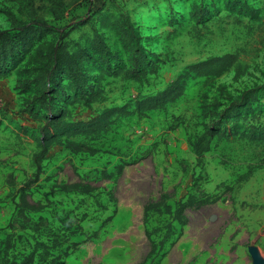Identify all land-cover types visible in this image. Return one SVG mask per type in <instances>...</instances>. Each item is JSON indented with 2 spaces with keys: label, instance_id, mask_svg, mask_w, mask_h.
I'll return each mask as SVG.
<instances>
[{
  "label": "rangeland",
  "instance_id": "374dc122",
  "mask_svg": "<svg viewBox=\"0 0 264 264\" xmlns=\"http://www.w3.org/2000/svg\"><path fill=\"white\" fill-rule=\"evenodd\" d=\"M55 1L63 5L60 18L51 16L37 31L36 44L0 78V229L41 221L42 240L67 236L54 256L69 254L58 264H142L151 242L159 244L171 224L175 235L155 264H254L251 248L264 256V142H252L249 135L250 125L264 129V0ZM54 7L51 0H0V31L45 19ZM94 41L98 44L91 47ZM137 45L149 58L156 54L165 62L156 75L142 84L99 78L102 70L131 65ZM56 46L59 53L49 66ZM66 53L89 57L80 71L90 75L88 83L104 89L103 102L90 109L72 104L81 93L70 78L48 81L47 69L63 67L61 60L68 63ZM226 54L238 56L232 69L218 78L189 80L183 97L165 110L120 119L98 143L101 153L52 148L40 181L28 192L29 202L45 210L16 214L18 189L36 171L39 122L30 109L38 94L46 93L45 100L57 109L66 107L71 121H87L106 107L133 110L137 97L164 90L189 64ZM228 109L237 111L223 115L237 134L231 142L215 139L198 165L189 140ZM76 182L96 191L44 195L55 183ZM162 195L174 207L189 196L216 202L186 209L184 226L166 214H152L146 226L145 205ZM70 220L80 226L77 235L61 223ZM157 227L163 232L148 238L146 228ZM20 248L30 251L26 241Z\"/></svg>",
  "mask_w": 264,
  "mask_h": 264
},
{
  "label": "trees",
  "instance_id": "16d2710c",
  "mask_svg": "<svg viewBox=\"0 0 264 264\" xmlns=\"http://www.w3.org/2000/svg\"><path fill=\"white\" fill-rule=\"evenodd\" d=\"M51 2L58 6L51 10L50 16L45 19H36L27 24L15 26L10 30L0 31V78L7 76L11 71V63L22 57L28 52L31 47L36 44L37 31L42 30L48 26L46 22L54 18H60L59 12L63 9L62 3L55 0ZM102 7V6H101ZM82 25L83 23H79ZM131 28V27H130ZM98 42L94 41L91 45L95 47ZM93 47V48H94ZM60 46H56L52 55L49 58L48 65L50 66L55 56L59 53ZM90 48V47H89ZM92 48V49H93ZM143 48V47H142ZM137 45L135 52L136 57L129 66L117 67L108 71L102 70L99 78L111 75L116 77H123L142 84L150 75H156L160 67L165 63L160 59L159 55L154 54L155 60L149 58V52ZM68 63L66 60H61L63 67L53 65L47 69L46 77L49 82L55 81L58 76L62 80L67 76L70 78L80 95L74 97L72 104H82L84 107L90 109L95 103L103 102L105 100V91L100 84L88 83L90 75L82 74L80 71L82 65H85L89 57L84 53H79L75 57L66 53ZM238 56L236 54H226L222 56H214L205 60L189 64L185 70L173 82H171L164 90L153 95L139 96L136 99L135 107L130 109L129 105L121 107H106L100 111L96 117L87 121H71L70 112L66 107L55 108L48 103L45 98L46 93L38 94L32 101L30 114L39 122L37 128L38 135L35 138L38 151L33 155V164L36 168L33 178L26 181L19 189V202L16 204V214L18 216H26L28 212L41 213L45 210V205L38 203H30L28 200V192L34 184L40 181L43 174V162L47 159L50 151L54 147H61L63 150L77 155L80 153H88L90 156H95L102 152V148L97 146L98 143L105 140L107 134L112 130V127L118 123L122 118H127L136 115L138 118L146 117L149 113L158 110H165L168 106L174 105L180 100L186 89L189 80L198 78H218L225 72L232 69L237 63ZM16 61V60H15ZM61 64V63H60ZM97 78V77H96ZM57 98V96H56ZM43 111L45 114L35 113L33 109ZM237 111L228 109L222 114L221 118L215 119L211 126L207 127L202 133L196 135L194 139H190V146L197 157V164L203 165V159L206 153L211 151L213 141L215 139L225 140L231 142L234 135L237 133L233 128L231 120H226L224 114L233 115ZM250 125L249 139L252 142H264V129L261 125ZM231 128H233L231 130ZM261 128V129H260ZM124 165L118 167V173H121ZM253 170L249 171L251 175ZM248 176L244 178L247 180ZM96 191V188L90 184L83 182L76 183H55L52 185L49 193H44L45 196H53L58 194H80L84 196H91ZM167 196L162 195L158 201H152L144 207V224L147 226L152 214H166L174 216L181 226L186 225L187 218L184 212L188 208L202 207L214 204L216 200L196 199L194 196H189L186 201H180L175 204V207L167 203ZM66 231L70 234L77 235L80 226H75L70 220L64 223ZM41 221H37L34 225H27L21 223L19 229L11 222L6 228L0 229L5 232V235L0 239V264H58L68 256V252L61 253L60 256H54L55 252L61 251L63 246L67 243L68 237L61 234H52L47 240L40 238ZM73 230V231H72ZM163 232V228L157 227L152 231L146 228V235L151 238L154 234ZM175 235L173 225H167L163 239L159 244L151 242V249L142 264H155L158 252L164 248L165 244ZM26 241L28 243L27 249H21L20 245Z\"/></svg>",
  "mask_w": 264,
  "mask_h": 264
},
{
  "label": "water",
  "instance_id": "95a60500",
  "mask_svg": "<svg viewBox=\"0 0 264 264\" xmlns=\"http://www.w3.org/2000/svg\"><path fill=\"white\" fill-rule=\"evenodd\" d=\"M250 254L254 258V264H264V259L260 256L256 249L251 248Z\"/></svg>",
  "mask_w": 264,
  "mask_h": 264
},
{
  "label": "bare ground",
  "instance_id": "6f19581e",
  "mask_svg": "<svg viewBox=\"0 0 264 264\" xmlns=\"http://www.w3.org/2000/svg\"><path fill=\"white\" fill-rule=\"evenodd\" d=\"M259 254H260V256H261V257L264 259V256H263V254H262V253H260V252H259Z\"/></svg>",
  "mask_w": 264,
  "mask_h": 264
}]
</instances>
